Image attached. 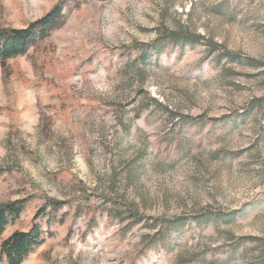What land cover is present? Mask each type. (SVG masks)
Returning a JSON list of instances; mask_svg holds the SVG:
<instances>
[{
  "label": "rangeland",
  "instance_id": "rangeland-1",
  "mask_svg": "<svg viewBox=\"0 0 264 264\" xmlns=\"http://www.w3.org/2000/svg\"><path fill=\"white\" fill-rule=\"evenodd\" d=\"M60 2L0 66V241L58 200L20 264H264V0H0V29Z\"/></svg>",
  "mask_w": 264,
  "mask_h": 264
},
{
  "label": "trees",
  "instance_id": "trees-1",
  "mask_svg": "<svg viewBox=\"0 0 264 264\" xmlns=\"http://www.w3.org/2000/svg\"><path fill=\"white\" fill-rule=\"evenodd\" d=\"M62 10L63 6L60 2L41 18L29 23L24 28H1L0 66L5 69L8 59L24 55L37 40L45 38L53 28L59 26L63 18ZM4 170L0 167V175ZM26 203L27 199L23 198L0 205V235L8 222L19 217ZM61 206V201L49 200L48 211L46 212V207L37 211L33 217V224L27 231H14L1 240L0 264H20L36 247L42 244L44 231L36 219L40 214H43L47 215V222L54 220Z\"/></svg>",
  "mask_w": 264,
  "mask_h": 264
}]
</instances>
